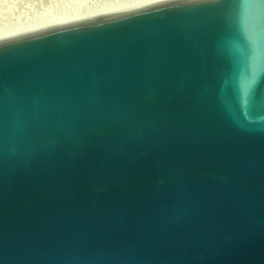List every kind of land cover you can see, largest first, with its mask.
<instances>
[{"label":"water","instance_id":"1","mask_svg":"<svg viewBox=\"0 0 264 264\" xmlns=\"http://www.w3.org/2000/svg\"><path fill=\"white\" fill-rule=\"evenodd\" d=\"M0 264H264V0L0 39Z\"/></svg>","mask_w":264,"mask_h":264},{"label":"bare ground","instance_id":"2","mask_svg":"<svg viewBox=\"0 0 264 264\" xmlns=\"http://www.w3.org/2000/svg\"><path fill=\"white\" fill-rule=\"evenodd\" d=\"M159 1L163 0H103L102 3L96 5H86L81 1L74 9L63 8L58 13L54 12L56 13L54 15L50 13L51 16H48L45 13H39V15L32 19H23L21 22L13 25L12 27L0 30V39L36 31L46 27L124 11Z\"/></svg>","mask_w":264,"mask_h":264},{"label":"rangeland","instance_id":"3","mask_svg":"<svg viewBox=\"0 0 264 264\" xmlns=\"http://www.w3.org/2000/svg\"><path fill=\"white\" fill-rule=\"evenodd\" d=\"M81 1L86 5L103 2V0H0V30L12 27L23 19H32L39 13L51 16L63 8L74 9Z\"/></svg>","mask_w":264,"mask_h":264}]
</instances>
